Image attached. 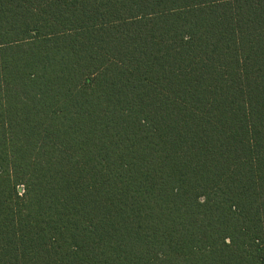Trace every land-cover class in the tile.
I'll use <instances>...</instances> for the list:
<instances>
[{
  "label": "trees",
  "instance_id": "trees-1",
  "mask_svg": "<svg viewBox=\"0 0 264 264\" xmlns=\"http://www.w3.org/2000/svg\"><path fill=\"white\" fill-rule=\"evenodd\" d=\"M0 264H264V0H0Z\"/></svg>",
  "mask_w": 264,
  "mask_h": 264
},
{
  "label": "rangeland",
  "instance_id": "rangeland-1",
  "mask_svg": "<svg viewBox=\"0 0 264 264\" xmlns=\"http://www.w3.org/2000/svg\"><path fill=\"white\" fill-rule=\"evenodd\" d=\"M21 190V189H20Z\"/></svg>",
  "mask_w": 264,
  "mask_h": 264
}]
</instances>
